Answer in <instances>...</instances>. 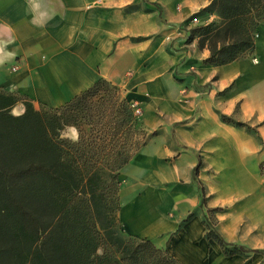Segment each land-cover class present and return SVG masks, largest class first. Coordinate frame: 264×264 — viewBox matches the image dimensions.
I'll return each instance as SVG.
<instances>
[{"label":"crops","instance_id":"0c3cea01","mask_svg":"<svg viewBox=\"0 0 264 264\" xmlns=\"http://www.w3.org/2000/svg\"><path fill=\"white\" fill-rule=\"evenodd\" d=\"M210 1L0 0V92L36 109L58 107L99 78L125 95L145 92L146 112L160 118L118 174L126 232L185 264H218L206 215L264 264V15L250 49L212 64L210 50L188 40L199 23L182 30ZM24 109L19 101L11 113Z\"/></svg>","mask_w":264,"mask_h":264},{"label":"trees","instance_id":"16d2710c","mask_svg":"<svg viewBox=\"0 0 264 264\" xmlns=\"http://www.w3.org/2000/svg\"><path fill=\"white\" fill-rule=\"evenodd\" d=\"M257 6L264 0H211L195 14L216 12L222 24L195 26L188 40L199 33L200 47L208 41L207 62H229L252 47L247 14ZM228 35L233 42L217 47L216 38ZM119 93L99 78L58 107L36 109L0 92V264H185L147 237L122 239L114 231L122 225L119 171L157 133L143 130L138 102ZM19 101L25 109L15 115ZM66 127L76 138L63 134ZM203 221L205 236L225 253L258 251L225 241L206 215Z\"/></svg>","mask_w":264,"mask_h":264},{"label":"rangeland","instance_id":"374dc122","mask_svg":"<svg viewBox=\"0 0 264 264\" xmlns=\"http://www.w3.org/2000/svg\"><path fill=\"white\" fill-rule=\"evenodd\" d=\"M262 10H264V6H257L256 10H252L250 11L248 15L249 19L248 22L251 24V35L254 31V28L256 25H254V22H251V20L255 19L256 14L258 15ZM201 15H199V24L197 26H205V25H212V28H215L219 25L222 24V20L219 17L218 14H216V12H206L205 14H203L202 17H200ZM257 24V23H256ZM193 28V27H192ZM214 33V32H213ZM199 33H195V41L198 44V40H199ZM216 46L219 47L221 44H225L227 45L228 43H232L233 39L228 35L225 36L224 38H216ZM199 45V44H198ZM208 45V41H205V45L207 47ZM208 48V47H207ZM120 96H127L129 98V100H134L138 102V105L141 109V112L138 113V117L140 119V122L142 124L143 130L146 133L151 134L154 131H158L157 128H153L152 127H148L147 123L153 122L155 124V122H157L160 118V115L156 112V110H151L149 113L146 112L145 110V101H146V97L147 94L145 92L139 94V95H125L122 92L119 93ZM45 106L43 104H40L39 108ZM73 127H66L63 131V134L65 136L68 137H72L73 135ZM264 163V162H262ZM261 163V164H262ZM261 167V165H260ZM204 222V221H203ZM209 222V220H208ZM205 223V222H204ZM116 235L122 239H126L128 236V233L126 232V230L124 229L123 225H116L115 229H114ZM235 245H239V244H235ZM227 249H231V247L227 248ZM262 252H264V250H262ZM217 262L218 264H258V257H261L260 253H255V252H251V253H235V254H229V253H225L223 250H219L217 251ZM249 257V258H247Z\"/></svg>","mask_w":264,"mask_h":264},{"label":"built area","instance_id":"2783aa9c","mask_svg":"<svg viewBox=\"0 0 264 264\" xmlns=\"http://www.w3.org/2000/svg\"><path fill=\"white\" fill-rule=\"evenodd\" d=\"M199 22V16H197L195 13H193V15L190 17L189 21L187 23H185L182 26V30H186V27L190 25V23H198ZM165 38L168 39L169 35H165ZM256 58H253V61H256ZM261 169L264 170V163L261 164Z\"/></svg>","mask_w":264,"mask_h":264}]
</instances>
